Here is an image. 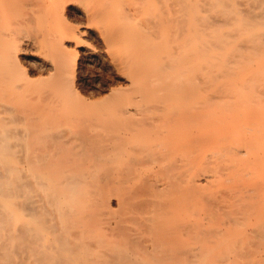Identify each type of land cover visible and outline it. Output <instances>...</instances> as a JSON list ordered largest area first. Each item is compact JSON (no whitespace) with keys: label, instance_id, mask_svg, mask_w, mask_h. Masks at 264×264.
Masks as SVG:
<instances>
[{"label":"bare ground","instance_id":"bare-ground-1","mask_svg":"<svg viewBox=\"0 0 264 264\" xmlns=\"http://www.w3.org/2000/svg\"><path fill=\"white\" fill-rule=\"evenodd\" d=\"M257 91L264 0H0V264H264Z\"/></svg>","mask_w":264,"mask_h":264},{"label":"rangeland","instance_id":"rangeland-1","mask_svg":"<svg viewBox=\"0 0 264 264\" xmlns=\"http://www.w3.org/2000/svg\"><path fill=\"white\" fill-rule=\"evenodd\" d=\"M95 70L97 71L98 68L96 67ZM257 85H258V84H257ZM255 86H256V85H255ZM259 87H260V86H259ZM259 87H258V88H259ZM260 88H261V87H260ZM260 88H259V89H260ZM259 89H258V90H259ZM257 92L259 93L260 96L257 97V99L255 98V99H256L255 102H258L257 100L264 101V92H263V91H262V92L257 91ZM255 93H256V91H255ZM260 93H261V94H260ZM247 94H249V93H246V95H247ZM256 95H257V94H256ZM256 95H255V96H256ZM248 96H250V95H248ZM256 104H257V103H256ZM262 105H263V106H261V105L258 104V106H260V108L264 111V102H263ZM247 130H248L249 132H248ZM246 131H247V132H246ZM246 131H245V132L248 133V134L251 132V130H249L248 128L246 129ZM263 131H264V130H263ZM252 132H253V130H252ZM251 134H252V133H251ZM262 137H264V136H262ZM211 158H212V157H210V159H211ZM211 160H212V159H211ZM212 165H213V163H212ZM226 170H227V169H224V167H223V171H222L221 173L219 172V174H220L222 177H225L226 175H228V174L226 173ZM260 171H262V172L264 173V161H263V164H262V166H261ZM210 173H213V171L210 170ZM214 173H218V172H215V171H214ZM219 174H218V175H219ZM221 176H220V177H221ZM218 177H219V176H218ZM225 179H227V177H226Z\"/></svg>","mask_w":264,"mask_h":264}]
</instances>
